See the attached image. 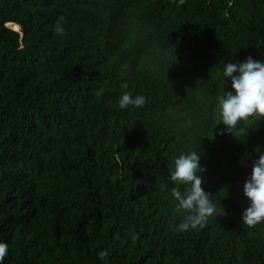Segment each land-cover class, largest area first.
<instances>
[{
  "label": "trees",
  "instance_id": "trees-1",
  "mask_svg": "<svg viewBox=\"0 0 264 264\" xmlns=\"http://www.w3.org/2000/svg\"><path fill=\"white\" fill-rule=\"evenodd\" d=\"M178 3L0 0L3 264H264V222L241 219L264 118L232 135L216 111L224 66L264 62V0ZM123 83L143 108H119ZM191 152L217 213L181 232Z\"/></svg>",
  "mask_w": 264,
  "mask_h": 264
},
{
  "label": "clouds",
  "instance_id": "clouds-1",
  "mask_svg": "<svg viewBox=\"0 0 264 264\" xmlns=\"http://www.w3.org/2000/svg\"><path fill=\"white\" fill-rule=\"evenodd\" d=\"M184 3L185 0H179L178 6ZM65 23V17L57 19L53 25L55 35L65 34ZM223 76L226 80L231 79L233 91L226 93L223 90L216 97L218 122L232 135L244 134L246 129L239 127L241 122H247L249 118H264V62L255 61L251 57L242 63L229 62L223 68ZM128 88L127 83L121 85L119 108H143L147 103L146 97L133 95ZM102 92L103 89H100L96 95L100 96ZM257 153L259 158L253 161L251 176L243 186L249 206L244 210L241 219L249 228L264 222V153H260L259 149ZM199 160L200 155L197 152L181 154L175 159L174 171H171L170 179L177 185L172 189L171 195L178 202L177 211L182 215L176 230L181 232L203 228L209 218L217 213L216 205L210 198L212 195L202 188L206 169L200 167ZM179 185L185 186L183 191ZM7 254L8 245L0 242V264H3ZM98 256L103 260L108 252L101 251Z\"/></svg>",
  "mask_w": 264,
  "mask_h": 264
},
{
  "label": "water",
  "instance_id": "water-1",
  "mask_svg": "<svg viewBox=\"0 0 264 264\" xmlns=\"http://www.w3.org/2000/svg\"><path fill=\"white\" fill-rule=\"evenodd\" d=\"M14 29V28H13ZM14 30H18V27L16 28V29H14Z\"/></svg>",
  "mask_w": 264,
  "mask_h": 264
},
{
  "label": "rangeland",
  "instance_id": "rangeland-1",
  "mask_svg": "<svg viewBox=\"0 0 264 264\" xmlns=\"http://www.w3.org/2000/svg\"><path fill=\"white\" fill-rule=\"evenodd\" d=\"M9 27H10V28H13V27H11V25H9Z\"/></svg>",
  "mask_w": 264,
  "mask_h": 264
}]
</instances>
